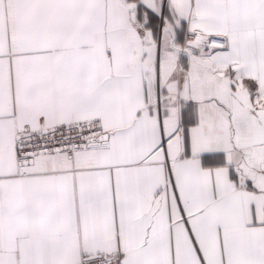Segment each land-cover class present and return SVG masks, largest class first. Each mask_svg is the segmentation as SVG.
Returning a JSON list of instances; mask_svg holds the SVG:
<instances>
[{"label":"snow or ice","instance_id":"6c2138e0","mask_svg":"<svg viewBox=\"0 0 264 264\" xmlns=\"http://www.w3.org/2000/svg\"><path fill=\"white\" fill-rule=\"evenodd\" d=\"M0 264H264V0H0Z\"/></svg>","mask_w":264,"mask_h":264}]
</instances>
